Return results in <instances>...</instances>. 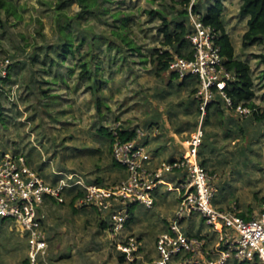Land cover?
<instances>
[{"label":"rangeland","instance_id":"1","mask_svg":"<svg viewBox=\"0 0 264 264\" xmlns=\"http://www.w3.org/2000/svg\"><path fill=\"white\" fill-rule=\"evenodd\" d=\"M61 1L16 0L18 18L4 15L0 61H10V83L0 101V161L5 154L22 155L48 183L59 178L55 174L58 172L74 173L89 183L95 179L104 180V185L117 183L126 172L113 163L109 154V130L116 123L146 131L145 142L153 160L179 156L181 142L195 132L200 122L195 112H184L196 107L190 92L197 83L190 80L180 88L175 76L170 80L168 73L155 75L150 53L159 47L161 22L148 13L164 8L171 13L173 7L180 9V0H122L118 4L134 19L131 37L140 49L130 56L124 53L101 58V78L107 84L94 94L87 91L83 81L78 84V62L70 54L65 59L44 53L46 47L59 42L55 19ZM195 3L204 14L210 2ZM239 6V0H224L223 21L236 57L250 65L255 80L254 103L262 112L264 62L258 57L264 56V44L242 47L246 19L241 17ZM78 12L76 4L63 10L66 17L85 29L88 23L78 19ZM89 25L96 35L107 28L98 21ZM84 50L86 47L80 51ZM227 114L223 126L214 117L211 125L203 128V141L207 139L209 144L199 160L216 175L218 191L213 206L226 209L236 204L243 212L251 207L252 214L264 198V121L241 118L234 112ZM238 129L244 133H237ZM63 197L64 203L46 199L42 206L48 240L44 264H157L155 241L167 230V221L178 207L175 194L158 191L152 209L130 204L133 220L124 234L133 235L140 249L122 263L113 240L100 226L107 221L103 213L92 207L74 211L70 194L64 193ZM182 226L190 235L210 234L198 214L186 218ZM0 239V264H22L26 242L10 219L0 220ZM227 264L240 263L230 260Z\"/></svg>","mask_w":264,"mask_h":264},{"label":"built area","instance_id":"2","mask_svg":"<svg viewBox=\"0 0 264 264\" xmlns=\"http://www.w3.org/2000/svg\"><path fill=\"white\" fill-rule=\"evenodd\" d=\"M194 3L191 0V31L186 37L192 46V57L175 56L169 64V72L179 81L186 77L197 81L193 98L198 102L200 122L195 132L181 142L179 156L160 162L153 160L145 144L146 131L136 129L133 140H116L112 145L111 157L125 170V178L103 186L86 182L74 173L60 172L55 173L59 176L55 182L48 183L27 165L24 156L5 154L2 157L0 218L10 219L25 240L28 264H44L47 255L45 216L41 213L46 199L64 203L63 194L67 193L74 208L92 207L103 213L107 218L106 230L117 251L129 260L139 250V241L124 234L130 217L129 206L139 204L152 209L160 190L175 194L178 207L167 221V230L156 238L157 264H227L230 260L264 264V200L248 219L240 217L235 207L221 210L213 206L216 175H210L199 160L204 136L202 122L210 103L221 101L225 110L242 118L249 117L252 110L242 105L234 108L226 95L227 84L235 75L224 65L214 30L203 23L201 15L192 13ZM9 66V60L0 61V101L6 94L4 82ZM120 125L116 123L112 128L115 137ZM154 133L156 136L158 131ZM193 214L202 218L210 234L194 236L184 232L182 224Z\"/></svg>","mask_w":264,"mask_h":264},{"label":"trees","instance_id":"3","mask_svg":"<svg viewBox=\"0 0 264 264\" xmlns=\"http://www.w3.org/2000/svg\"><path fill=\"white\" fill-rule=\"evenodd\" d=\"M121 1L122 0H62L61 3L57 4L55 20L57 23L59 42L53 47H46L44 53L46 55L55 53L57 56L65 59L67 58L66 55L70 54L71 59H75L78 62V84L83 81L84 83L82 84L86 86L85 88L87 91H93L92 94H94V90L95 92L101 90L107 84L101 78V58H114V56H122L124 53H128L126 55L130 56L140 49L136 46L131 37L133 35L132 27L134 26V19L131 18L128 11H122L119 7L118 4H122L120 3ZM239 1V13L241 17L246 19V30L241 38L242 47L248 48L264 44V0ZM15 2L16 0H0V28L5 26L6 21L4 15L17 17ZM209 2V6L204 14L201 13L196 3L192 5V13L201 15L203 23L214 30L216 44L220 47L221 55L225 59L224 65L228 71L233 72L235 75V79L227 84L225 89L226 95L231 99L234 108L237 105L248 107L252 110V114L249 117H252L255 121H264V111L261 112L254 103L255 80L252 76L250 65L247 61H242L236 57L230 37L225 30L223 21L224 0H209ZM190 3L191 0H180L177 3L180 9L173 7V11L171 12L173 13L172 15L166 8L163 10L156 9L148 13L151 18H158L161 22V26L158 29V34L160 36L159 47L153 49L150 53V62L156 76L168 73L171 80V78L175 76V74L169 72V64L173 58L175 56L186 59L192 57V46L186 38L191 31L189 14ZM72 4H76L79 7L78 19H83L88 23L85 29H80L77 22L71 21V19L64 15L63 10L70 7ZM96 21L103 22L105 27H107L105 33L103 32L100 35L93 33L89 24ZM85 47L86 50L83 52L80 51ZM258 58H261L262 62H264L263 55ZM33 60L36 61L37 59ZM9 75L4 82V87H7L10 83ZM190 80H194L197 83L193 77H186L184 80L180 81L179 87H185ZM12 87L13 86H11V88ZM195 92L196 88L191 90L190 96H192L191 101L196 103V107L192 110H185L184 112H195V117L199 121L200 111L198 109V102L193 98ZM99 109L98 111H100ZM227 113L229 112L223 108L221 101L210 103L203 117L202 128L211 125L214 117L215 119L218 118L217 124L223 126L225 124L224 118L226 115L228 116ZM116 132L117 137L113 135L112 129L109 130L110 155L112 145L116 140L126 142L135 138V130L122 125L116 129ZM237 133H244V130L238 129ZM226 136H229V134ZM208 137L207 135V138ZM146 143L147 142H145V144ZM208 144V140L204 139L199 148V157L204 156ZM113 163L116 162L113 160ZM201 164L210 175H215L213 171H209L206 168L207 165L204 161H201ZM93 183L103 186L104 180L95 179ZM217 191L218 189L216 193ZM262 200H264V198ZM53 201L57 203V201ZM70 205L74 211H76V208L73 207L72 199ZM233 207L237 209V214L244 219H248L251 215V207H248L247 212L240 211L236 204L226 209L232 210ZM0 220L3 221L5 219L0 218ZM132 220L133 216L130 208V217L126 223V228L129 227ZM100 226L102 229L106 230L107 222L102 221ZM118 260L120 263L124 262V255L120 254ZM22 264H28L27 258L23 260Z\"/></svg>","mask_w":264,"mask_h":264}]
</instances>
